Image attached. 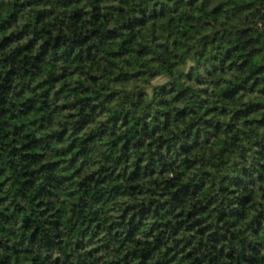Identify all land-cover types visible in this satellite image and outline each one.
I'll list each match as a JSON object with an SVG mask.
<instances>
[{"label": "trees", "instance_id": "trees-1", "mask_svg": "<svg viewBox=\"0 0 264 264\" xmlns=\"http://www.w3.org/2000/svg\"><path fill=\"white\" fill-rule=\"evenodd\" d=\"M0 264H264V0H0Z\"/></svg>", "mask_w": 264, "mask_h": 264}]
</instances>
